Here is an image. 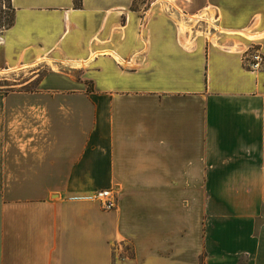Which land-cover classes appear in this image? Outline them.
Listing matches in <instances>:
<instances>
[{"label":"crops","instance_id":"obj_1","mask_svg":"<svg viewBox=\"0 0 264 264\" xmlns=\"http://www.w3.org/2000/svg\"><path fill=\"white\" fill-rule=\"evenodd\" d=\"M146 1L11 0L0 264H264V0Z\"/></svg>","mask_w":264,"mask_h":264},{"label":"built area","instance_id":"obj_2","mask_svg":"<svg viewBox=\"0 0 264 264\" xmlns=\"http://www.w3.org/2000/svg\"><path fill=\"white\" fill-rule=\"evenodd\" d=\"M243 64L246 69L257 72L264 69V54L258 45L253 46L243 57ZM94 198L100 202L106 210H111L116 207V198L110 189L100 190Z\"/></svg>","mask_w":264,"mask_h":264},{"label":"rangeland","instance_id":"obj_3","mask_svg":"<svg viewBox=\"0 0 264 264\" xmlns=\"http://www.w3.org/2000/svg\"><path fill=\"white\" fill-rule=\"evenodd\" d=\"M145 6H147L149 1L144 0ZM7 3L8 0H0V10H2V14L7 12ZM33 74L31 71H22V70H11V71H3L0 72V89L1 90H13L19 89L22 87L24 82H26L29 78H31ZM35 83L27 85L25 88H31ZM243 262V261H242Z\"/></svg>","mask_w":264,"mask_h":264},{"label":"trees","instance_id":"obj_4","mask_svg":"<svg viewBox=\"0 0 264 264\" xmlns=\"http://www.w3.org/2000/svg\"><path fill=\"white\" fill-rule=\"evenodd\" d=\"M81 2L82 0H75V5L79 7L81 6ZM6 7L8 10L5 14H2V10H0V33L14 24L15 9L12 6L11 0H8Z\"/></svg>","mask_w":264,"mask_h":264}]
</instances>
